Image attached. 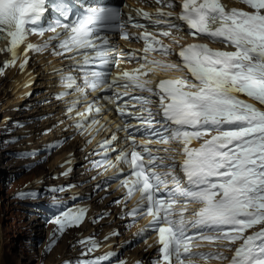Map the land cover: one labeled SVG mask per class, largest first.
I'll return each mask as SVG.
<instances>
[{"label": "snow or ice", "instance_id": "snow-or-ice-1", "mask_svg": "<svg viewBox=\"0 0 264 264\" xmlns=\"http://www.w3.org/2000/svg\"><path fill=\"white\" fill-rule=\"evenodd\" d=\"M177 2L178 13L165 11L177 6L174 0H156L160 7L154 13L124 5L129 8L124 13L119 6L90 0H0V40L6 42L0 52L10 54L4 66H16L22 55L24 71L29 52L68 53L83 78L81 87L72 72L60 77L65 91L58 98L69 89L77 93L69 114L89 90H103L112 93L107 100L120 117L138 122L116 124V131L126 133L124 145L113 147L119 140L113 132L99 143L100 159L93 165L127 166V173L120 170L124 200L139 193L127 215L149 218L138 235L147 242L145 234L155 233L152 264H264V0H240L244 8H229L222 0ZM49 12L55 15L49 18ZM129 25L140 31L129 33ZM185 27L194 40L205 37L222 47L181 44L182 37L173 33ZM45 33L52 35L29 42L31 35ZM112 33L143 41V48L127 56L121 52L114 60ZM123 59L138 67L113 75L111 68ZM157 72L178 75L148 78ZM102 110L93 99L76 113V128L97 132L99 120L87 126L85 121ZM130 127L147 139L138 142ZM109 151L118 153L115 161ZM86 213L84 207H69L51 222L63 233L79 226ZM78 243L86 246L83 255L100 246L91 237ZM205 246L213 250L201 251ZM220 249L231 251V257ZM109 255L80 264H100Z\"/></svg>", "mask_w": 264, "mask_h": 264}, {"label": "rangeland", "instance_id": "rangeland-1", "mask_svg": "<svg viewBox=\"0 0 264 264\" xmlns=\"http://www.w3.org/2000/svg\"><path fill=\"white\" fill-rule=\"evenodd\" d=\"M1 59L4 58L2 57ZM7 71H12V68H10V66L3 67L2 69L0 68V79ZM11 74L12 77L16 75L14 71H12ZM43 81L44 80H38L37 83H41L40 85L43 87L37 88L36 84L33 88L35 90L39 89V92L37 91L32 96L27 97V100L24 101V105L18 109V114H21L22 117H18V119H21L22 121L18 120V123L15 122V117L12 121L4 123V120H7L6 116L16 114V105L8 107L9 103L14 99L11 94L7 95L11 80L7 79L5 84L0 82V264H80V261L94 259L97 251L96 249L87 255H83V253L86 252V246L81 245L78 241L88 237H101L103 239L102 244L106 237V241L110 239V237H113L118 242L122 239L123 241L126 240L129 243L131 241L130 244L126 242V244H129H127L128 246L126 248L118 250V252L122 251L121 258L124 259H116L117 261L114 264H120L123 260L125 261V264H130L131 261L133 262V259H145L151 256L154 248L148 247L147 245L149 243L146 244L145 240L144 242L137 243L138 245H132L134 240H136V237L132 235V231L134 229H138L140 223H138V225L131 230L129 222L123 224L116 218V214L122 210L123 206V201L121 203H116L117 200L115 199L116 195L118 194L120 196L121 193L118 182L114 189H112V185L116 181L106 183L105 185L108 184V187H104L105 185H103L100 186V188H96L94 191H88V189L92 188L94 177L99 176L100 174L102 175L103 172L100 171L98 175H92L90 177L87 176L84 180H80L85 176V173L89 174V172H92L95 169H101V167L93 166L80 170L82 169V166H85L81 164L76 168L78 171V183L72 180L69 182L71 185L67 183L70 186L64 185L65 189L60 186L56 189L58 186L56 183L60 181L59 178L60 175H62V173H52L56 157L62 152L72 149L74 143L78 147H81L83 144L84 149H87L85 146L87 142L85 143L84 140H82V144H80L77 140L74 142L79 134L73 133L71 136L62 140V143L60 142L61 145L59 144V146H56V144V149L53 148L50 151L42 150L38 154H35L37 151L33 150L18 151V149L22 147H18L17 144L21 142L26 144L28 141H34L37 143L44 137L49 136L47 134L51 129L56 130L59 128L57 127L59 124L58 121L63 116V114H61V108L48 105L46 101L48 99L45 97V94L47 93H43L42 91L46 84V82L43 83ZM2 90H5V94L7 95L3 101ZM39 97L41 98L39 99ZM32 104L34 105L32 106ZM6 107L8 108L5 110ZM45 107L48 109L53 107L55 111L52 110L50 113L40 115L36 118H30V113L33 112L34 114L36 111L38 112L45 109ZM65 109L67 108L64 107V110ZM46 119L51 120L46 122ZM48 122L52 123L49 124ZM45 123H47L46 126ZM71 128L73 127H70V129ZM14 133H18L19 136L12 139ZM70 133H65L64 131V134L66 135H69ZM85 138L86 137H84V139ZM34 145L35 144H33V146ZM28 146L29 144L26 145V147ZM63 146L65 149L62 150ZM59 150H62V152L60 153ZM79 150H81V148ZM47 153H49L48 157H45L41 162L34 164L32 160V158H34L33 156L38 157ZM88 159L93 161L98 160V158ZM22 164L25 165L23 166ZM43 179L47 184L55 182V184H52L55 185L53 189H63L62 192L59 193L62 200L70 199V197H72V193L70 192L75 185L80 186L79 188H86L85 190L90 192L87 196L81 197V200L77 205L81 206L86 204L87 209V215H85L83 222L79 226L67 228L63 233H59L57 232V226L51 222L54 217L46 219L41 215V210H39L38 206L43 203V200H53L55 197H52L49 192H44L42 194L39 193L38 195L36 191L30 192V189L27 187L29 184L35 185L36 187L40 186ZM84 185L86 186L85 188L83 187ZM21 191L26 193L24 197L17 195ZM41 191L45 190L43 189ZM112 191L115 192L110 193L109 195L106 194ZM123 199L124 197L122 196L120 201ZM129 206H131V204H129ZM100 210L106 211L101 213L105 216L101 221L96 220V222L100 221L99 223H94L95 218L101 214L96 216L94 215L96 211ZM109 210H112L114 215L108 214L110 212ZM88 212L91 216L93 214V218L89 221V223L88 220H86V217L89 215ZM110 215L113 218H111ZM116 227H120L123 230H126L128 227L129 228L126 235L123 237L121 236L120 238L115 236V233L113 232ZM92 228L97 229L96 234L93 233L87 237L82 236L89 233ZM53 241H55V243H53ZM115 247L117 248L119 246L117 245Z\"/></svg>", "mask_w": 264, "mask_h": 264}, {"label": "bare ground", "instance_id": "bare-ground-1", "mask_svg": "<svg viewBox=\"0 0 264 264\" xmlns=\"http://www.w3.org/2000/svg\"><path fill=\"white\" fill-rule=\"evenodd\" d=\"M147 0H144V2H146ZM127 2L129 3V4H132L133 2H134V0H127ZM149 3H150V1H149ZM235 4H238V3H235ZM34 37H35V35H33ZM32 36V37H33ZM182 37V36H181ZM185 37V36H184ZM164 39V42L165 43H169V41L166 39V38H163ZM182 39H184L183 37H182ZM111 40H112V42L114 43L115 41H116V37H114V35H111ZM21 52L23 51V48H21V50H20ZM32 54L34 53V52H31ZM31 53H29V54H31ZM4 58V59H1V58ZM8 59H10V55H9V53L8 54H2L1 52H0V68L1 67H5L4 66V62L6 61V60H8ZM23 59V56L21 55V58H20V60H17V63H16V66H10V68H12V71H14L15 73H16V75L14 76V77H12L11 75V73H12V71H10V72H6V73H4L2 76H1V79H0V82L3 84H5V81L8 79H10L11 80V83H10V85H9V88H8V92H7V95H12L13 97H14V99L9 103V105H8V107H11V106H13V105H16V114L15 115H12L13 117H15V122L16 123H18V120H20L21 121V119H18V117H21V114H18V109L19 108H21L23 105H24V101L25 100H27V97H26V95L24 94V93H26L28 90H30L31 88H33L34 86H36V84H37V88H40V87H43L42 85H40L41 83H36L35 85H33V86H31V85H27V81L31 78V79H35V75L34 74H29V72H30V69H35V71L33 72V73H35V72H37V77H36V80H37V82H38V80H44L43 81V83L44 82H46V84L45 85H47L48 83L49 84H51L50 86H52V83H54L55 82V78L57 77V74H53V73H48V70L50 69V68H52V66L50 65V63L48 62V59H49V57L47 56V55H38V56H35L32 60H31V62H30V65H29V63H28V65L26 66V68H25V70L24 71H21L20 70V68H19V63L21 62V60ZM70 60V59H69ZM71 61V60H70ZM39 72H41V73H39ZM83 86V85H82ZM81 86V87H82ZM54 91V89L52 88H50V90L47 92V94L48 93H52ZM2 93H3V97H2V101L3 100H5V98L7 97V95L5 94L6 92H5V90H2ZM107 93H108V91H103V93L101 94V97L102 98H104L105 100H106V102L108 101L107 100V97H108V95H107ZM56 92L55 93H53L50 97H47L48 98V100L50 99V100H54L53 101V103L52 104H48V105H53V106H56V107H60L61 108V111H62V113L61 114H63V116L62 117H64V112L65 111H67V109H65L64 110V107H65V101H63V100H59V99H57V97H56ZM42 97V96H41ZM41 97H39V99L41 98ZM46 97V96H45ZM57 99V100H56ZM87 99L89 100V102H91L93 99H95V102H96V104L98 105V106H101L102 107V111L100 112V113H94V119H97V120H99L100 121V125H103V127H100V125H98L97 127H98V131L96 132V134H95V136H94V139H99V138H101L102 136H105V139H110V137H111V135L113 134V132H115L116 133V135L119 137V140L118 141H116L115 143H113V147H117V148H119V147H122L123 145H124V133H123V131H116V124H119L118 122H113V120L111 119L112 118V115H111V111L109 110V108H108V106L109 105H103V104H100V101H99V98L97 97V95H96V92H92V91H90L89 90V92H88V95H87ZM48 100H46V101H48ZM88 102V103H89ZM47 104V103H46ZM48 105H46V106H48ZM8 107H6L5 108V110L8 108ZM107 107V108H106ZM56 109V108H55ZM52 110H54L53 109V107H51L50 109H48L47 107H45V109H42L41 111H36L34 114H33V112L32 113H30V118L31 117H33V118H36V117H38V116H40V115H43V114H47V113H50ZM55 111V110H54ZM58 111V110H57ZM6 117H8V116H6ZM61 117V116H60ZM22 118V117H21ZM52 118V117H51ZM61 119V118H60ZM51 119H46L45 121L47 122V121H50ZM22 122V121H21ZM113 122V123H112ZM4 123H7V120H4ZM49 123V122H48ZM52 123V122H51ZM51 123H49V124H51ZM55 123V122H54ZM47 125V123H45V126ZM87 125V124H86ZM44 126V127H45ZM46 129V128H45ZM25 132V131H24ZM71 132V133H70ZM20 133V132H19ZM66 133V132H65ZM68 133H70L69 135H66V134H64V131H63V129H60V128H57L56 130H55V135H53V134H50L49 136H47V137H44L41 141H39V142H37V143H35V145L34 146H36L37 148H39V149H46V150H51L52 148H54V146L57 144H60V142H61V139H59L60 137H64L63 139H65V138H67V137H69V136H71L73 133L74 134H79L77 137H76V139L74 140V142L77 140V141H79V143L80 144H82V140H84L85 141V143H86V147H87V149H84V146H83V144H82V146L81 147H78V146H76L75 145V143H74V145L72 146V149H70L69 151H65V152H62V150L63 149H65V147L63 146L62 147V150H59V152L61 153L59 156H57L56 157V159H55V161H54V164H53V169H52V173H54V174H59V173H62V175H60V181H58V183H56V184H58V186L56 187V189L60 186V187H64V185L65 184H67V183H69V182H71L72 180L73 181H75V182H77L78 183V175H77V169L76 168H73V169H71V171L70 170H68L65 166H61V163L65 160V159H67V158H70V157H74V159H73V162L75 161V160H77V158H75L76 156H78L79 157V155H81L82 153L84 154L83 155V157L82 156H80V157H82V159H83V161H82V163H83V165H85V166H82V169H80V170H83V169H85V168H89V167H93L94 165H93V160H89L88 158H91V159H100L99 158V156L97 155V152H95L94 154H93V156H90V153H88L89 155L87 156L85 153H87L88 152V146L89 145H91L92 144V141H93V138H91V134H92V132H85L83 129H77V128H69V130H68ZM2 136V135H1ZM19 136V134L18 133H14L13 134V136H12V139L15 137H18ZM55 137V138H54ZM84 137H86L85 139H84ZM78 138H80V139H78ZM89 140H91V142L89 143ZM62 143V142H61ZM73 143V142H72ZM70 144V143H69ZM33 145V144H32ZM83 147V148H82ZM81 148V150H79ZM75 149V154H71V151L72 150H74ZM45 150V151H46ZM48 154L49 153H47V154H43V155H40V156H36V157H34V158H32V160H33V162H34V164L35 163H37V162H41L45 157H48ZM116 155L117 154H115V155H110L108 158L109 159H111V160H114L115 159V157H116ZM54 157V156H53ZM52 158V157H51ZM81 158L79 159V160H82ZM33 164V163H32ZM23 165V164H22ZM25 165V164H24ZM23 165V166H24ZM102 169V170H101ZM101 169L99 168V169H95V170H93L92 172H89V174L88 173H85V176L83 177V178H81L80 180L82 181V180H84L87 176L88 177H90V176H94V175H97L96 173H98L97 172V170L100 172V171H102L103 172V174L105 173V168L104 167H101ZM79 170V171H80ZM72 172V174L70 175V176H67V173L68 172ZM88 174V175H87ZM96 177H98V176H96ZM96 177H94V179L96 178ZM48 180V179H47ZM43 183H46V181H44V179L42 180V184ZM41 184V183H40ZM106 183H105V181L104 180H102V181H99V182H96L95 180L93 181V183H92V188H90V186H89V188L90 189H88V191H94L96 188H100V186H103V185H105ZM117 186V182H115L113 185H112V189H114L115 187ZM80 186H74L73 188H72V191L70 192V193H74V192H80L82 195H80V196H82V197H84V196H87L90 192H88L87 190H85L86 188V186L84 185L83 187L85 188V189H83V188H79ZM88 187V186H87ZM55 190V189H54ZM120 191H121V189H120ZM73 194H72V197H70V199L71 198H73ZM99 202V201H98ZM88 204V203H87ZM92 206V205H91ZM91 208V207H90ZM104 209V208H103ZM106 210V209H105ZM105 210H100V211H96V213H95V215L94 216H96V215H98V214H101V213H104V212H106ZM88 211H90V210H88ZM93 212V211H92ZM89 213V212H88ZM93 218V214H92V216H91V214L89 213V215H88V223H89V221L91 220ZM111 218H113L112 216H111ZM40 225V224H39ZM87 225H89V224H87ZM37 226V225H36ZM139 227H140V225H139ZM88 228V227H87ZM92 230H95V231H97V229L96 228H92V229H90V231H89V233L92 231ZM83 236V235H82ZM133 239V238H132ZM132 239H130V240H132ZM135 239V238H134ZM106 240V239H105ZM110 241H116L113 237H110V239H108L107 241H105L104 243H107V242H110ZM133 241V240H132ZM117 242V245L119 246V247H115L114 249L115 250H123L124 249V247H123V243H126V241H123V239L120 241V242H118V241H116ZM128 242V241H127ZM151 241L150 240H147V242H146V244L147 243H150ZM129 243V242H128ZM127 243V244H128ZM130 243H131V241H130ZM129 243V244H130ZM50 244V243H49ZM127 244H125V248L129 245H127ZM116 245V246H117ZM76 248V247H75ZM151 248H153V247H151ZM150 250H152V249H150ZM151 252V251H150ZM134 260V259H133ZM131 263H133L132 261H131ZM130 263V264H131Z\"/></svg>", "mask_w": 264, "mask_h": 264}]
</instances>
